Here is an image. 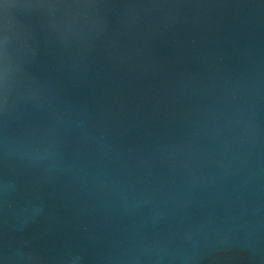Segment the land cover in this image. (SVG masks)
I'll return each instance as SVG.
<instances>
[{
	"label": "water",
	"instance_id": "obj_1",
	"mask_svg": "<svg viewBox=\"0 0 264 264\" xmlns=\"http://www.w3.org/2000/svg\"><path fill=\"white\" fill-rule=\"evenodd\" d=\"M0 264H264V0H0Z\"/></svg>",
	"mask_w": 264,
	"mask_h": 264
}]
</instances>
